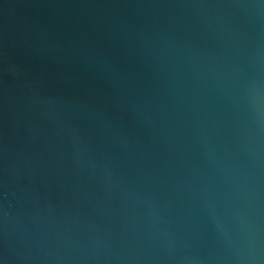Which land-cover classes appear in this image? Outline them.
I'll return each instance as SVG.
<instances>
[{"label":"water","instance_id":"95a60500","mask_svg":"<svg viewBox=\"0 0 264 264\" xmlns=\"http://www.w3.org/2000/svg\"><path fill=\"white\" fill-rule=\"evenodd\" d=\"M0 264H264V0H0Z\"/></svg>","mask_w":264,"mask_h":264}]
</instances>
